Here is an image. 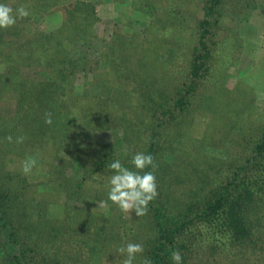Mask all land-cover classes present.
<instances>
[{"label":"trees","instance_id":"16d2710c","mask_svg":"<svg viewBox=\"0 0 264 264\" xmlns=\"http://www.w3.org/2000/svg\"><path fill=\"white\" fill-rule=\"evenodd\" d=\"M119 5L144 13L143 27L132 17L117 20L101 40L93 29L98 13ZM256 9L264 0H0V264H96L81 251H73L79 262L55 251L60 241H52L66 231L41 208L56 193L106 202L107 211L91 212L94 223H128L117 211L130 198L133 219L152 231L136 264H207L199 257L206 248L226 251L214 263L252 264L246 255L264 252V115L245 129L226 121L243 139V154L235 164L209 158L218 177L192 178L178 158L190 157L184 145L196 137L205 142L219 132L214 122L202 136L189 135L203 118L196 112L214 110L217 118L215 96L203 93L221 85L220 69ZM43 21L56 25L40 27ZM93 42L101 49L91 57ZM84 129L111 130L113 142L75 147ZM27 147L41 157L31 176L13 166V153L24 159ZM111 177L115 184L105 185ZM183 183L192 186L185 197L178 196ZM195 183L211 188L200 195ZM101 233L90 256L107 247Z\"/></svg>","mask_w":264,"mask_h":264},{"label":"rangeland","instance_id":"374dc122","mask_svg":"<svg viewBox=\"0 0 264 264\" xmlns=\"http://www.w3.org/2000/svg\"><path fill=\"white\" fill-rule=\"evenodd\" d=\"M98 14L99 19L95 23L93 29L101 40L109 39L111 37L114 29L119 27L115 25L117 20H120L121 22L126 18L132 17V19L137 20L134 21L133 26L139 28L141 25L143 27V23L147 17L144 13L127 8V6H123L122 8V5L116 6L115 10L110 6L105 12L103 11ZM250 21V28L240 30L239 37L242 42L235 45L233 57H231V60L227 61L225 68L221 67L220 69L223 72V77L221 76V85H218V87L226 89L225 93H222V91L216 86V95L213 94V92H216L213 91L214 87L208 88L207 91L203 93L209 95V97L211 96L210 99L215 96V108L218 109V111L215 112V114L218 115L217 118L211 120V113H213L212 111L214 110L210 111L203 108L198 113L196 112L195 115L197 118L201 115H203V118L194 121L197 127L192 128L189 135L202 136L204 134L203 131L207 129L208 126L209 128L213 126L214 122L218 124L217 131L219 132L215 133L214 131H209L207 136L210 135L212 138L210 140L206 139L205 142H201L200 139L196 137V141L193 140L190 141L191 143H188L189 145H184L183 151L187 155H190V157L185 159L178 158V162L182 164V169H184V171L189 173L195 171L192 178H197L201 174L205 177V174H207L208 180L209 175L210 177L214 175L218 177L221 174L217 173L220 169H213L216 172L214 174L209 171L208 166L211 160L209 158L211 157L223 160L227 159L230 161V164H235L236 160H238L243 154V150L241 149L243 148V139L238 136L237 132L234 133V135L231 134L226 121H230V125L233 124L236 128L242 127L245 129L246 123L256 127L255 124L259 121L258 118H261L264 115V9L254 10L250 17ZM50 25L53 27L56 24H46L45 21H43L40 24V27H50ZM127 28V26H123L122 30L129 32V29ZM184 33L185 32H181L180 34L183 36H189V33ZM151 37L158 40L157 35L149 36V38ZM169 37V39L172 38L171 36ZM101 40L98 39L99 44H101ZM99 44L97 45V42H93V46L91 49H88L86 53L89 51L91 57L92 55L95 56V54L92 53V50L98 48V52H100L101 48ZM64 97L65 95L63 92L59 93V99L62 100ZM248 102L251 104L247 105ZM252 116L254 117L253 119ZM199 121L200 125H198ZM120 132L121 131H119V133ZM113 135L114 134L111 130H79L74 136L73 145L75 147H80L87 144L89 141L112 143ZM225 135H227V138H224ZM24 152V159H20V156L16 155L18 154L17 152L13 153L15 154L14 157H16L15 160L13 159L15 163L13 166H15L17 170L19 168L21 171L23 170L22 172L31 176L33 175L32 166H34L41 158L40 150L34 147H27ZM218 167L220 166L218 165ZM66 169V171H68L69 167H66ZM199 179H202V176H200ZM220 179L223 180V177ZM114 180L117 179L111 177L105 179L103 182L105 185L108 184V186H111L115 184ZM195 185L197 188L199 186L202 187V189L198 191L199 194L201 193L200 195L207 194V190L211 188L209 183H195ZM191 187L192 186L189 183L181 184L178 196H187V191H189ZM39 190H51V186L41 185L39 186ZM120 197V194H118V198ZM83 203L84 201L74 200L68 196V194L66 196L62 195L58 199L56 193L53 194L51 202H48L41 208V210H44L43 213L46 214V217L57 222V224L62 225L61 227H64V231H66H62V233L59 232L60 235L58 234V236L52 241L54 242L52 244L53 246L60 241L58 243V250L56 249L55 251H62L64 252V256L67 255L68 257L69 255L71 257L77 256L76 260L78 262L80 261V255L78 254H81L82 257L88 256L90 261L96 264H136L139 261L137 249L143 247L148 249V235H150L152 231L148 226H145L142 221L139 222V219H133V214H136V212L132 208V200L127 198L117 211L118 213H121V217L129 222L125 223L121 220L113 224H110L111 221L109 220H99L97 223L87 220L90 218L91 212L93 213L94 211L101 210L107 211L108 208L106 207V202L91 200L86 204ZM36 207L37 206L35 205L27 204V209L33 210ZM133 224L140 225L142 231H132L131 226ZM84 226L89 227L88 229L90 230H85ZM98 227L100 229L106 227L107 231H103L106 235H103V232H98ZM100 233L102 234L103 240L108 241L105 242L107 247H105L102 252L95 251L93 254L94 256H90L94 250L90 252L89 247L92 246L93 248L94 243L96 244L98 242L96 240ZM64 234L65 238L63 236ZM103 245L104 244H100L101 247H103ZM218 249H220V247H218ZM73 251L81 252L73 254ZM261 252V249L256 248V253H248L245 259L252 260V264H264V252L262 254ZM225 255L226 251L214 252L213 254L211 248H206L205 252L199 257L205 258L207 264H218L216 262L214 263V260L216 261V259L223 258ZM232 261V263H227L225 261V264L240 263V260L237 259Z\"/></svg>","mask_w":264,"mask_h":264}]
</instances>
